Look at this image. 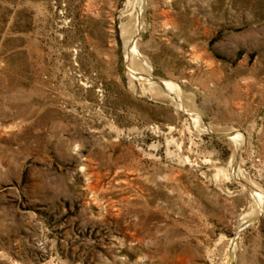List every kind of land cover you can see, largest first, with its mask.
Here are the masks:
<instances>
[{"label": "rangeland", "instance_id": "374dc122", "mask_svg": "<svg viewBox=\"0 0 264 264\" xmlns=\"http://www.w3.org/2000/svg\"><path fill=\"white\" fill-rule=\"evenodd\" d=\"M0 264H264V0H0Z\"/></svg>", "mask_w": 264, "mask_h": 264}, {"label": "bare ground", "instance_id": "6f19581e", "mask_svg": "<svg viewBox=\"0 0 264 264\" xmlns=\"http://www.w3.org/2000/svg\"><path fill=\"white\" fill-rule=\"evenodd\" d=\"M143 14V13H142Z\"/></svg>", "mask_w": 264, "mask_h": 264}]
</instances>
